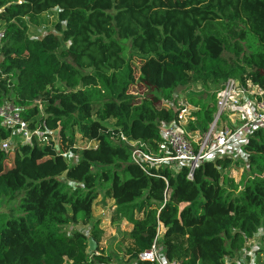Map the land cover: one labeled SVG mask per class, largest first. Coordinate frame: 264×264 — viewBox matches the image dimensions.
Instances as JSON below:
<instances>
[{
  "label": "trees",
  "instance_id": "16d2710c",
  "mask_svg": "<svg viewBox=\"0 0 264 264\" xmlns=\"http://www.w3.org/2000/svg\"><path fill=\"white\" fill-rule=\"evenodd\" d=\"M52 11L54 32L29 38ZM0 31V106L53 133L17 142L10 166L0 148V200L19 196L0 214V264H112L85 251L99 241L98 221L89 240L60 231L91 224L100 190L131 225V264H156L139 259L155 239L167 262L223 264L264 238V127L247 137L239 181L229 157L200 163L192 180L185 167H139L121 138L158 156L160 126L177 118L174 93L189 84L214 88L210 102L187 98L201 134L227 79L249 81L264 101V0H0ZM137 86L145 93L135 96ZM11 133L0 123V145ZM75 135L90 145L78 148Z\"/></svg>",
  "mask_w": 264,
  "mask_h": 264
},
{
  "label": "built area",
  "instance_id": "2783aa9c",
  "mask_svg": "<svg viewBox=\"0 0 264 264\" xmlns=\"http://www.w3.org/2000/svg\"><path fill=\"white\" fill-rule=\"evenodd\" d=\"M1 38L2 31H0ZM262 94V91L249 81L244 85L235 79L224 81L215 93L213 121L204 134L198 130H191L189 127L190 122L194 123V117L191 114L197 108L187 101H178L175 108L176 120L160 126L161 141L158 144V156L146 152L141 142L121 138L131 146V160L139 167H142L144 163L162 164L173 171L185 167L187 179L192 180L195 169L204 161L214 162L223 157L243 158L242 151L247 137L253 131L264 127ZM223 116L231 127L221 125ZM0 123L12 132L8 140L1 142L0 148L3 150L11 149V142L16 137L22 144H30L32 136L42 143H47L53 134L52 132L45 134L39 128L30 130L22 119L19 108L10 102L0 106ZM250 241L246 246L250 244ZM245 250L246 247L230 261L236 264H264V238L249 252ZM139 259L156 264H180L165 260L162 250L156 245V239L150 249L139 254Z\"/></svg>",
  "mask_w": 264,
  "mask_h": 264
},
{
  "label": "rangeland",
  "instance_id": "374dc122",
  "mask_svg": "<svg viewBox=\"0 0 264 264\" xmlns=\"http://www.w3.org/2000/svg\"><path fill=\"white\" fill-rule=\"evenodd\" d=\"M56 14L55 11L48 13L46 23L40 27H29L28 29V37L31 39H37L45 35L49 32H54L53 28L56 23ZM129 46V45H128ZM131 50L127 51V56H130ZM137 64L139 63L138 60L135 58ZM214 90L213 86L208 84H201V83H193L189 84L185 87L179 88L175 91L174 95L178 101L184 100L187 101L188 97H195V98H203L204 101L210 102L209 94ZM145 93V90L141 87L137 86L134 89V95L140 96ZM37 105H41L40 101L36 102ZM222 126L224 127H231L230 124L225 120L223 116L221 118ZM113 125L111 121L104 122L101 126H97L95 128V134L99 130H103L105 128H110ZM38 129V126L35 127ZM55 135V134H54ZM76 146L78 148H87L90 144L81 141L77 135H75ZM19 138L16 137L15 140L11 142V149L5 150L7 152V162H5V166H10L12 163L13 158V146L19 142ZM244 155V156H243ZM242 157H236L233 160L237 162L238 165L231 168L229 171L231 176L235 179V181H239L242 172H244L245 168V154L242 151ZM66 160L68 162H72L74 158L71 155H66ZM19 200V196L15 197L13 200H0V214L7 213L9 209L14 208ZM136 217H140L139 214L135 215ZM92 222L90 225L87 226H79V225H65L60 228L62 233L67 235L72 234L73 232H79L83 234L87 240L90 239L89 235L93 228V222L98 221L97 228L100 230V237L97 245L95 244L96 248L99 250L100 253L104 255H109L112 257V264H131L128 263L129 254L135 250L134 244L132 240L128 236V232L131 229V225L120 216L115 211L114 203L110 196L109 190H100L99 195L92 203ZM260 236V232H258L253 239L250 241V244L246 246V252L260 244L262 241ZM256 242V243H255ZM156 245H160V242L157 241ZM85 251L87 253H92L94 251H90L89 244L86 243ZM223 264H236L235 262H231L229 258L224 259Z\"/></svg>",
  "mask_w": 264,
  "mask_h": 264
},
{
  "label": "water",
  "instance_id": "95a60500",
  "mask_svg": "<svg viewBox=\"0 0 264 264\" xmlns=\"http://www.w3.org/2000/svg\"><path fill=\"white\" fill-rule=\"evenodd\" d=\"M90 251H95V243L90 240V245H89Z\"/></svg>",
  "mask_w": 264,
  "mask_h": 264
}]
</instances>
